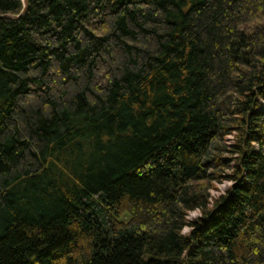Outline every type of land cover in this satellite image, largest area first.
Returning <instances> with one entry per match:
<instances>
[{
	"label": "trees",
	"instance_id": "obj_1",
	"mask_svg": "<svg viewBox=\"0 0 264 264\" xmlns=\"http://www.w3.org/2000/svg\"><path fill=\"white\" fill-rule=\"evenodd\" d=\"M27 2L0 0V264H264V0Z\"/></svg>",
	"mask_w": 264,
	"mask_h": 264
},
{
	"label": "rangeland",
	"instance_id": "obj_2",
	"mask_svg": "<svg viewBox=\"0 0 264 264\" xmlns=\"http://www.w3.org/2000/svg\"><path fill=\"white\" fill-rule=\"evenodd\" d=\"M212 187L213 189L211 190V196L213 198V200H215L217 197H219V195L225 193V191L230 187V183H226V182H214L212 183ZM200 217V213L199 212H193L190 213L189 218L190 219H198ZM189 232L188 230L186 231V233Z\"/></svg>",
	"mask_w": 264,
	"mask_h": 264
},
{
	"label": "water",
	"instance_id": "obj_3",
	"mask_svg": "<svg viewBox=\"0 0 264 264\" xmlns=\"http://www.w3.org/2000/svg\"><path fill=\"white\" fill-rule=\"evenodd\" d=\"M23 2H24V10H23V12L22 13H24L25 12V10H26V8H27V0H23ZM19 17V16H18ZM18 17H12V16H6V17H4V18H18Z\"/></svg>",
	"mask_w": 264,
	"mask_h": 264
}]
</instances>
